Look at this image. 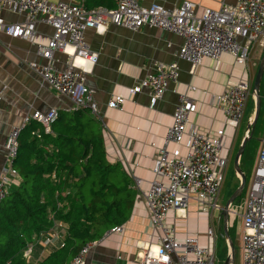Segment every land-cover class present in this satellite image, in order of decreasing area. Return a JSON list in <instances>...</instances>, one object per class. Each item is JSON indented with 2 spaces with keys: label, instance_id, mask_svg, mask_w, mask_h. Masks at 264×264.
Instances as JSON below:
<instances>
[{
  "label": "built area",
  "instance_id": "2783aa9c",
  "mask_svg": "<svg viewBox=\"0 0 264 264\" xmlns=\"http://www.w3.org/2000/svg\"><path fill=\"white\" fill-rule=\"evenodd\" d=\"M3 12L23 15L25 20L6 22L2 17ZM40 18L54 32L48 45L38 46V54L45 61L31 64L33 70L45 85L70 100L71 111L88 109L95 116L98 107L88 86L87 76L90 72L88 67L97 63L98 54L92 51L86 40L89 28L103 32L109 24H113L132 31L148 27L173 33L184 39L178 60L189 63L192 68L201 65L205 59L218 61L223 54L232 55L239 66L246 67L252 47L264 44V0H238L234 6L223 5L218 10L204 9L201 13H198V6L189 1L167 9L157 3L145 7L138 0H115L113 9L89 10L83 1L0 0V33L11 38L34 42ZM57 52L67 55L65 67L61 70L55 67ZM78 58L85 60L88 67L79 65L76 61ZM178 79V61L168 66L159 64L154 73L130 90V97L139 94L143 88H149L152 91L151 105L154 106L163 98L170 84L177 83ZM7 88L0 80V102ZM191 90L195 91V88ZM178 95L173 124L155 162L156 178L150 183L145 196L150 227L157 231L160 244L156 247L152 244L140 246L143 251L139 254L140 264H216L215 245L212 248L203 246L196 235H187L180 242L175 226L166 223L170 213L185 219L192 200L198 204L201 213L212 216L221 211L220 194L229 165L221 155L224 130H219L215 136L193 129L187 132L190 115L196 112L197 106L187 93ZM251 97L252 82L245 79L216 96L215 102L228 122L238 127ZM127 100L114 96L108 106L122 110ZM57 118V109L46 113L35 111L25 116L22 128L36 121L43 126L45 133L50 134ZM22 128L14 127L4 145L8 164L0 177V205L9 196L12 184L20 181L14 162L19 153ZM242 205V264H264V135L253 182ZM231 210L230 219L231 215L237 216ZM57 228L60 226L56 223L48 232L45 237L47 243L59 237ZM121 230V227H116L108 233ZM208 237L215 242L213 228L208 230ZM94 244H86L69 264H86L87 254ZM27 248L32 249L31 246ZM24 256L28 258V253Z\"/></svg>",
  "mask_w": 264,
  "mask_h": 264
},
{
  "label": "crops",
  "instance_id": "0c3cea01",
  "mask_svg": "<svg viewBox=\"0 0 264 264\" xmlns=\"http://www.w3.org/2000/svg\"><path fill=\"white\" fill-rule=\"evenodd\" d=\"M50 1L74 3L82 0ZM138 1L145 7L157 3L167 9L189 1L196 4L198 13H201L204 9L218 10L223 5L234 6L238 0ZM2 17L9 23L25 20L23 15L7 12H3ZM53 32V28L40 18L36 25L34 42L0 33V80L8 87L0 102V177L8 164L4 145L13 127L22 126L24 117L35 111L46 113L52 109H72L70 100L45 85L31 66L44 63L45 60L38 54V46L48 45ZM86 40L92 51L98 54V61L92 67H88L85 60H76L79 65L90 69L87 83L97 104L98 114L95 116L90 113L103 126L107 160L114 169L113 180L118 182L126 179L129 190L134 195L129 220L118 226L122 228L120 232H107L103 238L93 242L95 244L87 254L86 264H140L139 254L143 253L140 246L152 244L156 247L160 244L157 231L150 227L145 196L150 183L156 178L155 162L173 124V113L179 103L178 94L187 93L197 106L196 112L190 115L187 132L193 129L208 136H215L219 130H224L225 140L221 155L228 163L235 161L247 127L243 130L241 125L236 127L228 122L224 112L215 102V97L245 79L251 80L253 91L254 80L264 56V44H255L252 47L246 67L239 66L232 55L223 54L218 61L205 59L201 65L192 68L189 63L178 60V52L184 39L160 29L144 27L132 31L109 24L103 32H97L94 28L87 29ZM66 59L65 54L57 52L55 67L63 69ZM177 61L178 82L170 84L156 105H151L152 91L149 88H143L139 94L130 97V90L154 73L159 64L168 66ZM192 87L195 91L191 90ZM114 96L128 99L122 110L108 107V102ZM250 101L254 102V98H250ZM254 109L255 102L247 123L253 119ZM186 138L187 135L185 140ZM17 181L12 184L10 190L21 183V180L18 184ZM222 204L225 206V201ZM220 220L223 223L222 212L221 217L216 212L212 216L201 213L198 204L192 200L185 219L170 213L166 223L175 226L178 241H183L187 235H196L203 246L212 248L224 238L221 237V233H224L223 224L222 232L219 231ZM235 220L237 222L238 219ZM57 224L60 226L57 228L59 237L53 239L49 246L37 243L31 264H40L52 249L63 246L69 226L64 222ZM215 226L218 230H215ZM210 228L215 231V242L208 237ZM46 236L48 235H43ZM241 236L242 231L240 238ZM227 244L228 241L224 238L226 256L229 255ZM240 244L241 239L239 245H235V259L239 250L242 262Z\"/></svg>",
  "mask_w": 264,
  "mask_h": 264
},
{
  "label": "trees",
  "instance_id": "16d2710c",
  "mask_svg": "<svg viewBox=\"0 0 264 264\" xmlns=\"http://www.w3.org/2000/svg\"><path fill=\"white\" fill-rule=\"evenodd\" d=\"M82 1L89 10L115 8V0ZM51 131L32 121L20 133L14 168L21 183L0 205V264H27L25 247L58 222L68 224V236L40 264H69L131 216L134 195L126 179L112 178L100 121L88 109L58 111Z\"/></svg>",
  "mask_w": 264,
  "mask_h": 264
},
{
  "label": "rangeland",
  "instance_id": "374dc122",
  "mask_svg": "<svg viewBox=\"0 0 264 264\" xmlns=\"http://www.w3.org/2000/svg\"><path fill=\"white\" fill-rule=\"evenodd\" d=\"M150 6H148V7H150ZM66 57H67V55H66ZM66 61H67V59H66ZM260 92H261V99H262L260 115H259L258 121L256 123L255 129L253 131L252 138L249 141V143L245 149V152L242 156L243 157V163H242V165H240V169L242 170V172L246 176V185H245L244 192L242 194L243 198H242L241 202L234 203L232 205V210H231L232 214H236L237 216L233 217L231 215V219H230L231 221H230L229 228L232 226V224H235V226L233 225L232 226L233 228L231 227L229 234L231 236V239L237 245H239V242L241 239L240 235H241V231H242V219H241V217L244 214V208H243L242 204L244 202V199L247 198L248 193L250 191V187H251L252 182H253L254 173H255L256 166H257L258 157H259V151H260V147H261V140H262L263 135H264V77H263V80L261 83ZM251 110H252V101L249 102L248 108L246 109V112L244 115V119L241 123L243 130L248 125L247 118L251 114ZM24 119H25V117H24ZM23 126H24V121H23L22 126H16V127L22 128ZM238 176L239 177H237V175H236V167H235V162L233 160V162L229 163L228 168L226 170L225 182H224L221 194H220V204L222 206V209L224 208V204H222V202L225 201V203H226L229 200V198L232 196V194L235 192V190L239 187L238 186L239 184H238L237 179H236V178H238L240 181V175H238ZM221 212H222V210L217 211L216 213L220 214V217H221ZM52 217H53L52 219L54 220L53 215H52ZM236 218L238 219L237 222L235 220ZM222 224H223L222 220H220V223L218 225L220 233L222 232ZM215 230H218V227L215 226ZM222 233H221V237H222ZM37 243H43L45 246H49V244H51V243L46 242L45 237H43V235L40 237H34V241L28 243V245L25 247V249L23 251V258L26 260L27 264H31L32 256H33V253L35 251V245ZM28 246H31L32 249H28L27 248ZM227 247H228V244H227ZM228 249H229V247H228ZM52 251H53V249L50 251L49 255L51 254ZM26 252L28 253V258H26L24 256L26 254ZM227 257L228 256H226V248L224 246V238H221L218 241V244L216 246V264H224L225 261L227 260ZM241 263L242 262L240 261V251L238 250L236 252V259H235L233 264H241Z\"/></svg>",
  "mask_w": 264,
  "mask_h": 264
},
{
  "label": "water",
  "instance_id": "95a60500",
  "mask_svg": "<svg viewBox=\"0 0 264 264\" xmlns=\"http://www.w3.org/2000/svg\"><path fill=\"white\" fill-rule=\"evenodd\" d=\"M263 77H264V56L260 62L258 72L255 77L254 84H253L252 94H253V98L255 102L254 116H253V119L250 120V122L247 125L245 136L240 144V147L238 149V152L236 154L235 161H234L235 167H236V173L240 175V185L235 190V192L232 194V196L229 198L224 208L222 209L223 230H224V233L222 234V236L226 238V240L228 241V245H229V255L224 264H233L235 261V244L229 235L230 210H231V206L234 204V202H236V199L239 198L243 194L245 185H246V176L240 169V161H241V158L245 152V149L249 141L252 138L253 131L255 129L256 123L260 115L261 101H262L260 89H261V83H262Z\"/></svg>",
  "mask_w": 264,
  "mask_h": 264
}]
</instances>
